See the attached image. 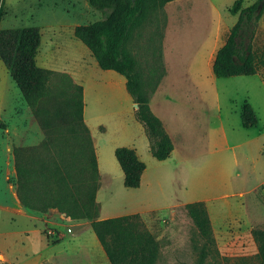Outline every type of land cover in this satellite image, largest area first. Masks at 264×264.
Returning a JSON list of instances; mask_svg holds the SVG:
<instances>
[{
	"label": "rangeland",
	"instance_id": "1",
	"mask_svg": "<svg viewBox=\"0 0 264 264\" xmlns=\"http://www.w3.org/2000/svg\"><path fill=\"white\" fill-rule=\"evenodd\" d=\"M254 1L242 0L240 7ZM232 2L172 0L129 36L126 46L150 109L178 148L160 161L149 151L124 76L101 69L73 34L76 25L102 13L87 0H0V28L35 26L40 31L37 65L51 71V96L41 103L44 115L81 89L83 122L97 160L98 189L90 213L94 219L138 213L159 244L155 264L196 260L202 240L185 208L196 201L204 202L216 248L228 259L219 257L213 264H258L252 229L264 230V187L240 196L222 194L264 179V12L252 40L257 74L216 78L214 56L238 17L229 12ZM170 15L174 27L167 30ZM245 100L257 117L248 128L240 118ZM67 124L57 122L50 135L65 156L82 160L78 134L70 132L75 123ZM122 146L135 149L147 167L137 188L123 185L114 156ZM52 154L0 60V264H110L90 219L46 207L64 197L61 191L53 196L30 174L20 192L31 206L21 203L16 165L40 173Z\"/></svg>",
	"mask_w": 264,
	"mask_h": 264
},
{
	"label": "trees",
	"instance_id": "2",
	"mask_svg": "<svg viewBox=\"0 0 264 264\" xmlns=\"http://www.w3.org/2000/svg\"><path fill=\"white\" fill-rule=\"evenodd\" d=\"M87 1L102 13V17L76 25L73 34L87 47L101 69L113 70L124 76L125 88L137 104L135 117L144 127L149 151L155 159L165 160L173 149L171 139L161 120L150 109L148 95L142 90L140 71L126 45L130 34L143 24L149 14L161 10L172 0ZM239 8V2L232 7V13L239 11L237 20L230 28L225 42L216 51L212 62V73L216 78L249 76L257 71V58L252 40L257 23L264 12V0H255L250 5ZM40 41L41 34L35 26L0 28V60L53 152L45 170L40 173H31L27 167L16 165L17 191L21 203L31 206L27 201L28 197L20 192L31 174L35 181L38 180L49 188L53 196L54 192L58 191L64 194L60 200L54 198L47 208H57L73 218L84 216L90 219L91 229L110 264H155L159 244L138 213L104 219H94V215L90 213L98 189L97 160L90 131L83 122L81 89L78 88L76 96L71 97L66 105H58L48 117L44 115L41 103L43 99L51 96L48 85L51 71L37 65ZM240 117L242 125L246 128L256 124V117L248 103L243 104ZM70 121L75 123V128H71L70 132L78 134L82 160L77 161L65 156L60 145L58 146L55 138L50 135V129L57 122L68 125ZM114 156L123 173V185L127 188L139 187L145 164L138 158L135 149L117 147ZM84 165L88 171L83 174L81 171ZM185 208L202 240L193 264H213L219 257L221 261H227V257L221 256L216 248L204 202L188 203ZM252 236L257 244L255 259L258 264H264V230L252 229Z\"/></svg>",
	"mask_w": 264,
	"mask_h": 264
},
{
	"label": "crops",
	"instance_id": "3",
	"mask_svg": "<svg viewBox=\"0 0 264 264\" xmlns=\"http://www.w3.org/2000/svg\"><path fill=\"white\" fill-rule=\"evenodd\" d=\"M174 1V0H173ZM182 1V0H181ZM170 2H172V1H170ZM170 2H167L166 4H168V3H170ZM237 2H239L240 4L242 3V0H233V2H232V4H231V6L229 7V12L230 13H232L231 12V9H232V7L234 6V4L235 3H237ZM240 8H242V7H240ZM239 8V9H240ZM214 11H216L217 13H218V11L217 10H215L214 9ZM237 13H239V11H237L236 12V14ZM171 16V15H170ZM173 17L171 16V17H169V28L167 29V30H169V29H173ZM173 22V23H172ZM255 74H257V71H256V73ZM203 93L204 94H206L207 92H204L203 91ZM203 93H201L200 95H202ZM244 103H248L246 100L245 101H243V103H242V105H241V107H240V115H241V109H242V106H243V104ZM249 104V103H248ZM250 105V104H249ZM251 106V105H250ZM252 108V107H251ZM253 110V109H252ZM253 113H254V111H253ZM254 115H255V113H254ZM255 117H256V115H255ZM241 118V117H240ZM162 122V121H161ZM256 124H257V117H256ZM255 124V125H256ZM162 125H163V127H164V129H165V131L167 132V130H166V127H165V125L162 123ZM241 125H242V121H241ZM254 125V126H255ZM243 126V125H242ZM244 127V126H243ZM244 128H246V127H244ZM170 133V132H169ZM169 133L167 132V134L169 135ZM169 137H170V139H171V142H172V145H173V149H172V151H171V153L173 152V151H178V148H177V146L176 145H174V139H173V136L170 134L169 135ZM170 153V154H171ZM261 154L262 155H264V151H261ZM170 156V155H169ZM168 158V157H167ZM166 158V159H167ZM146 169H147V167H145V169H144V171H143V173L141 174V179H140V182L142 181V178H143V176H144V174H145V171H146ZM264 183V179H261V180H259V181H257V182H255V183H253L251 186H249V187H247V188H245V187H242V188H238V189H236L235 191H233V192H229V193H224V194H222V196H224V195H230V194H232V195H243L244 193H247L248 191H251L252 189H254L255 187H257V186H261L262 184Z\"/></svg>",
	"mask_w": 264,
	"mask_h": 264
}]
</instances>
